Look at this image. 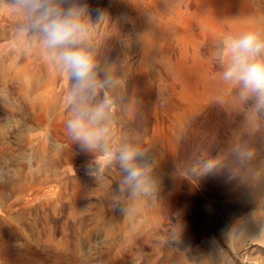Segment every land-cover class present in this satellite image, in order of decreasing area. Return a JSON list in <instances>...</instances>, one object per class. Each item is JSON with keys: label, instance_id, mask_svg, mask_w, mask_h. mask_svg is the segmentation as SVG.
<instances>
[{"label": "rangeland", "instance_id": "1", "mask_svg": "<svg viewBox=\"0 0 264 264\" xmlns=\"http://www.w3.org/2000/svg\"><path fill=\"white\" fill-rule=\"evenodd\" d=\"M45 2L87 6L101 78L122 82L113 141L147 149L157 191L121 193L118 163L72 145L69 77L0 0V264H264V110L213 58L264 30V0Z\"/></svg>", "mask_w": 264, "mask_h": 264}, {"label": "clouds", "instance_id": "2", "mask_svg": "<svg viewBox=\"0 0 264 264\" xmlns=\"http://www.w3.org/2000/svg\"><path fill=\"white\" fill-rule=\"evenodd\" d=\"M35 16L33 27L43 38L58 66L69 77L67 92L68 118L66 134L72 145L86 152L102 153L123 172L118 190L131 198H151L157 191L153 165L141 157L147 149L131 142H114L112 118L122 96V82L115 73L100 75L99 62L89 43L92 25L87 6L75 4L67 10L49 6L45 0H19ZM104 19L101 13L99 24ZM213 58L220 67L219 79L238 92L242 100L252 101L264 110V30L250 29L237 35H226ZM113 93H117L113 95ZM124 215L127 217L128 209Z\"/></svg>", "mask_w": 264, "mask_h": 264}]
</instances>
